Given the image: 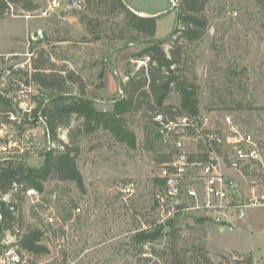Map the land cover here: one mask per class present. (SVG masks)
Masks as SVG:
<instances>
[{
	"label": "rangeland",
	"instance_id": "1",
	"mask_svg": "<svg viewBox=\"0 0 264 264\" xmlns=\"http://www.w3.org/2000/svg\"><path fill=\"white\" fill-rule=\"evenodd\" d=\"M71 1L61 0L62 7L47 16L43 13L52 0H34L41 6L34 12L12 5L4 18L0 19V70L3 88H11L8 84V77L12 74L8 72L11 68L14 71L26 67L29 69L33 53L44 48L57 69L65 67L83 77L88 86L87 94L95 100L96 109L109 112L114 100L121 96V81H126V70L147 65V61L136 60L134 56L143 50L144 45L137 41L129 45L126 41L109 43L105 39L81 41L83 37L93 38L79 22L80 13L87 12L85 0L81 10L69 8ZM127 1L138 13L157 17V39L162 40L170 35L176 22L177 0ZM220 7L224 8L221 19L217 13ZM101 12L96 18H102L104 11ZM107 12L109 11L106 9ZM235 12L237 16H233ZM62 14L65 16L61 17ZM29 15L32 18L28 19ZM207 15L210 18L208 33L193 54L194 68L201 87V111L207 112L208 105L215 110L221 107L209 103L206 86L210 76L214 81L223 82L222 72L217 69L222 64L219 61L223 57L222 47L232 45L238 68L244 72L245 81L249 85L248 98H252L255 106L260 109L252 114L241 115V121L238 119V112L232 115L245 128L258 133L264 147V29L261 27L259 8L255 0H212L208 5ZM114 18L108 14L102 22L108 19L112 21ZM224 21L227 25L219 30ZM228 22H232L231 28H228ZM32 26L35 28H31ZM212 27L215 29L214 34L210 31ZM96 28L102 34L103 28L109 27L105 25ZM40 29L43 31L42 44H38L36 40ZM217 34L220 37L223 34L226 36L219 43L220 48L212 51L211 43ZM62 36H68L71 41L57 42L56 38ZM125 44L128 45L126 49L123 47ZM6 53L5 61L1 55ZM211 61H218V64L211 66ZM14 80L10 91L12 93L9 95L27 86L16 77ZM37 94L35 87L32 97ZM32 97L31 102H34ZM14 108L20 123H6L5 116L0 111V131L15 137L32 132L33 146L29 151L31 159L28 160V165L39 166L40 153L48 146L45 130L37 123L36 128L31 129L29 125H25L26 129L20 131L18 126L22 124L21 118L25 113L20 106ZM213 114L217 112L214 111ZM133 128L138 135L136 149H129L115 142L109 134L103 132L84 139L79 167L85 177L86 193L82 194L75 186H70L71 192L66 197L60 190L54 191L49 197L46 192L34 198L25 196L21 211L24 231L28 226L37 224L38 220L50 226L47 216L58 218V223L51 225V231L42 242L48 247L49 253L37 256L36 264H173L176 258H185L187 264H191L198 249L208 254L215 264H237L246 262L250 257L254 263L264 261V206L250 205L246 208V218H234L235 229L232 232H223L202 214L178 216L174 228L178 229L176 235H170L171 229L159 224L155 198L161 165L155 160V155L163 152L164 148L155 136H152L153 146L145 144L139 118L135 119ZM59 138L69 142L67 130L61 129ZM55 147L62 149L57 144ZM235 179L240 186L238 192L242 202L251 204L248 199L252 197L251 188L245 178L236 175ZM130 183H134L136 187L133 196L123 193V189ZM54 187V184H48L46 191L54 190ZM16 202L18 204L19 201ZM69 204H76L77 207L73 209V218L65 221L59 212ZM79 208L81 212L77 211ZM201 217L206 219L200 221ZM63 223L66 224V229L58 230ZM160 230L163 236L160 240L140 241L143 233ZM148 242L153 243L150 250L145 248Z\"/></svg>",
	"mask_w": 264,
	"mask_h": 264
},
{
	"label": "trees",
	"instance_id": "2",
	"mask_svg": "<svg viewBox=\"0 0 264 264\" xmlns=\"http://www.w3.org/2000/svg\"><path fill=\"white\" fill-rule=\"evenodd\" d=\"M211 1L177 0L174 28L170 35L159 40L156 38L157 17L140 15L127 0H85L87 12L80 13L79 22L93 38L83 37L81 41L94 42L105 39L109 43L126 41L128 45L137 41L144 45L143 50L134 56L136 60L147 61V65L138 69L134 66L126 70V81H121V96L114 100L113 108L109 112L96 109L95 100L87 94L88 86L83 77L65 67L57 69V65L52 62L44 48L33 53L31 69L27 67L18 71L10 69L12 73L8 77L10 90L2 87L3 76L0 70V111L4 114L6 123H10L11 114H16L14 108L16 105L9 95L12 93L10 91L16 77L23 85H34L38 90V94L32 97L36 107L31 115H23L19 130L24 131L25 125H29L31 129L36 128L39 123L44 128L48 140L47 148L40 153L39 166L28 165L30 153L0 160V198L11 194L12 201H19L18 206L22 211V203L28 189H35L40 195L46 192L48 197L54 191L60 190L66 197L71 192L69 187L75 186L84 194L87 192L86 181L79 167L84 139L103 132L109 134L115 142L129 149H136L138 135L133 124L135 119L139 118L145 144L153 146L152 136L160 140L158 134L160 122L156 121L157 116L162 115L169 119L198 116L202 112L201 87L194 68L193 54L208 33L210 18L207 15V8ZM255 3L260 11L261 27L264 29V0H255ZM12 5H19L27 12L37 11L41 7L34 0H0V19L4 18ZM106 9L109 12L106 13ZM223 10V7L217 10L220 19L223 17ZM101 11H104L102 18H96ZM108 14L115 18L102 22ZM64 16L65 14L61 15ZM228 24V28L233 25L232 22ZM105 25L109 28H103L102 34H99L96 27ZM225 25L226 21L220 24L219 30ZM218 34L211 43L212 51L220 48L219 43L225 38L227 30L221 37ZM46 37L45 34L44 40ZM67 37H57L56 41H71V38ZM127 44L123 46L124 49L127 48ZM222 49L223 57L219 60L222 64L217 69L222 72L223 82L214 81L210 76L206 86L209 103L221 107L215 110L208 105L207 113L216 111L215 117L220 119L225 114L238 112V119L241 121V115L252 114L260 109L255 106L252 98H248L249 85L245 81L244 72L238 68L236 52L232 45ZM3 58L6 61L5 57ZM216 63L218 64V61L210 62L211 66H216ZM100 77L102 78V74ZM61 129L67 130L69 142L66 143L59 138ZM56 144L62 149L55 147ZM163 148V152L155 155V160L160 165L172 159L170 150L164 146ZM199 149V159L208 161L207 149ZM191 157L194 158L195 154ZM51 183L55 189L46 191L48 184ZM157 183L160 186L163 181L158 179ZM76 207V204L64 206L59 215L65 221L71 220L73 209ZM1 212L4 221L0 230H3L10 227L12 215L3 202ZM203 219L206 218H199L200 221ZM175 220L168 224L171 229L170 235H176L178 232V229H174ZM52 226L44 225L41 220L35 225L28 226L21 239V246L37 256L48 254L49 249L42 242ZM22 227L24 228L23 221ZM58 230L63 231V227L60 226ZM143 234L140 238L142 242L157 241L163 237L161 230ZM191 261V264H215L202 249L196 251ZM245 261L237 264H254L252 257ZM173 264H187V260L176 258Z\"/></svg>",
	"mask_w": 264,
	"mask_h": 264
},
{
	"label": "built area",
	"instance_id": "3",
	"mask_svg": "<svg viewBox=\"0 0 264 264\" xmlns=\"http://www.w3.org/2000/svg\"><path fill=\"white\" fill-rule=\"evenodd\" d=\"M83 4L84 0H72L69 8L81 10ZM61 7V0H52L43 15L47 16ZM237 15V12L233 14ZM210 31L214 34V27ZM34 88V85H28L10 95L14 105L20 106L25 114L31 115L36 107L31 102ZM9 119L11 125L20 123L15 114H11ZM156 121L160 122V141L172 153L171 161L160 167L159 180L163 183L155 198L160 225L168 226L181 214H202L223 232H232L235 229L234 218H241L246 208L250 205L264 206V147L258 133L245 128L232 114H225L220 119L207 112L175 119L160 115ZM32 146V132L15 137L0 131V160L29 153ZM199 148L207 149L208 161L199 159ZM193 154L194 158L191 157ZM225 170L234 171L245 178L251 188L252 197L248 198L251 204L237 198L239 183L226 176ZM135 192L134 183L123 189L127 196H133ZM39 195L35 189H28L26 193L29 198ZM2 202L11 213L12 222L10 227L0 230V264H36L37 255L21 246L25 231L20 207L12 201L11 194L0 198L1 227L4 221ZM77 211L81 212V209ZM47 220L51 225L58 223V218L54 216H47ZM61 226L63 230L67 227L64 223ZM152 245V242H148L145 248L150 250ZM254 264H264V261Z\"/></svg>",
	"mask_w": 264,
	"mask_h": 264
},
{
	"label": "crops",
	"instance_id": "4",
	"mask_svg": "<svg viewBox=\"0 0 264 264\" xmlns=\"http://www.w3.org/2000/svg\"><path fill=\"white\" fill-rule=\"evenodd\" d=\"M139 14L142 15V16H144L143 13H139ZM31 28H35V26H32ZM82 29H84V28H82ZM8 53L2 54L1 57H5ZM224 173H225L226 176H228L229 178L234 179V180H236L235 179L236 178V175H238L234 171H231V170H225ZM237 195H238L237 198H240V194L238 193ZM241 217H245L246 218V213L245 212L242 213Z\"/></svg>",
	"mask_w": 264,
	"mask_h": 264
},
{
	"label": "water",
	"instance_id": "5",
	"mask_svg": "<svg viewBox=\"0 0 264 264\" xmlns=\"http://www.w3.org/2000/svg\"><path fill=\"white\" fill-rule=\"evenodd\" d=\"M43 39V31L40 29L38 32V37L36 38L37 41H41Z\"/></svg>",
	"mask_w": 264,
	"mask_h": 264
}]
</instances>
